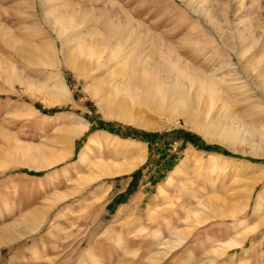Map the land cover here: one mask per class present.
I'll return each instance as SVG.
<instances>
[{
  "label": "rangeland",
  "instance_id": "374dc122",
  "mask_svg": "<svg viewBox=\"0 0 264 264\" xmlns=\"http://www.w3.org/2000/svg\"><path fill=\"white\" fill-rule=\"evenodd\" d=\"M168 2L0 0V230L36 219L0 264H264V0ZM55 10L77 30L58 35ZM79 38L95 57L75 59ZM29 46L44 67L16 55ZM126 53L157 90L105 83ZM157 233L183 239L168 252Z\"/></svg>",
  "mask_w": 264,
  "mask_h": 264
},
{
  "label": "bare ground",
  "instance_id": "6f19581e",
  "mask_svg": "<svg viewBox=\"0 0 264 264\" xmlns=\"http://www.w3.org/2000/svg\"><path fill=\"white\" fill-rule=\"evenodd\" d=\"M169 0H160V2H163L167 5L170 6ZM180 2H182L184 4L185 7L191 9L192 12H194V5L195 3H206L208 0H179ZM162 6V5H161ZM172 11H174L175 13L177 12L176 8L172 7L171 8ZM188 9V10H189ZM199 12V11H198ZM202 12V11H201ZM53 23H54V26L53 29L54 31L60 35V34H66V32L69 33V31L73 32L75 29L77 30V27H76V21L75 19H73V15L71 13H63V12H60L59 10H55L53 12ZM179 14V13H178ZM182 15V14H181ZM203 21L206 22L207 24H211V21L212 19L209 18V13H205L203 15ZM116 28V27H115ZM114 28V29H115ZM118 29V28H117ZM116 30V29H115ZM113 31V30H112ZM1 32V31H0ZM4 32V31H3ZM67 33V34H68ZM221 33V32H220ZM74 35V33H71ZM111 34V33H110ZM114 34V33H113ZM76 35V34H75ZM127 35V34H126ZM6 36V32H4L3 34H1V39L3 41V39L5 38ZM111 36V35H110ZM126 37V36H125ZM129 37V36H127ZM114 38V37H112ZM11 39V38H9ZM9 41V40H8ZM7 41V42H8ZM11 41V40H10ZM4 42V41H3ZM5 43V42H4ZM76 60L77 58H79L80 56H83L85 55V53L88 52V49L89 51H92L91 52H88V54L92 57H95L96 53H95V49L93 48V46L90 45V43H87L85 38H79L77 39L76 41ZM6 46H8V43L6 44ZM10 48V47H9ZM45 48V47H44ZM123 48V47H122ZM121 48V50L123 51H126L127 47L125 46L123 49ZM22 49V48H20ZM20 49H16L15 52H16V55L18 57H22L24 59L27 60L28 63L32 64L33 66H38V67H44V66H41L44 62L41 61L42 59V51H41V47H34V46H29L28 47V55L25 54L24 56L22 55L24 53V51L20 50ZM75 50V49H74ZM14 52V51H13ZM14 52V53H15ZM122 52V51H121ZM112 54L110 55H114L113 54V51L111 52ZM120 53V52H118ZM124 52H122L123 54ZM122 54H119L117 56H119V61L117 62V64H112L109 61H105V64L104 65H101V68L105 69L106 70V74L105 75H109V77L106 78L105 83H107L108 86L112 87L113 91L116 92V95L119 94V92L121 91H125L127 93V91H129L130 93L135 91L134 89L135 88H138V89H145V90H152V89H155L157 90V85L154 84V80L151 79L153 78V75H154V71L151 70L150 68H148V66H146L145 64H141V62H139L138 60L136 59H129V56L128 54L126 53L124 56ZM75 55V54H74ZM130 55V54H129ZM86 56V55H85ZM84 56V57H85ZM81 58V57H80ZM88 57H86L87 59ZM93 60V59H92ZM164 60V59H163ZM91 61V60H90ZM168 61V60H167ZM170 61V60H169ZM92 62V61H91ZM93 63V62H92ZM130 63V70L129 71H126V65ZM144 63V62H143ZM165 63V62H164ZM50 64V63H48ZM176 64V63H175ZM46 65V64H44ZM85 65V64H84ZM90 65V63H89ZM88 66V68L85 70V67L83 68V71L80 70V72L82 74H88V73H91L93 70L91 68H89L90 66ZM96 65V64H95ZM129 65V64H128ZM2 66L3 65V62L0 61V71H3L2 70ZM53 66V65H52ZM86 66V65H85ZM93 67V65H92ZM129 67V66H128ZM174 68L173 66V63L169 64L168 65V69L167 70H170V68ZM99 68V67H98ZM92 71H91V70ZM166 69V68H164ZM178 69V68H177ZM11 72H14L13 70V67L10 69ZM6 71V70H5ZM179 71V70H177ZM9 72V71H8ZM1 73V72H0ZM104 73V72H103ZM2 74V73H1ZM7 74V73H6ZM81 77L80 74H77ZM101 75V74H100ZM98 76V77H101V76ZM179 75L180 76H187L188 73L186 71H179ZM106 77V76H105ZM101 79V78H100ZM99 79V80H100ZM103 79V78H102ZM105 79V78H104ZM27 87H31L33 88V85L32 82L31 83H26ZM205 84V83H204ZM211 85V84H210ZM56 86H57V89H56V92H53L54 90L52 89V92H53V95L54 96H51L52 95V92H47L46 94L50 97V98H54L56 99L57 102L59 103H64L66 102L69 97H70V93L68 91V89L64 86V85H61L59 86V83L57 82L56 83ZM209 86V85H208ZM212 86V85H211ZM210 86V87H211ZM35 87H38V86H35ZM206 87V86H205ZM39 88V87H38ZM40 89V88H39ZM103 89V88H102ZM108 89V88H106ZM205 90V88H204ZM207 90V89H206ZM209 90V89H208ZM211 90V89H210ZM213 91V90H212ZM211 92V91H210ZM135 93V92H133ZM130 95V94H129ZM57 118V117H56ZM264 129L263 127L261 128V132H260V139L262 141H264ZM68 133L69 135H71L72 137H77L79 136L84 130H86V126H73V127H68ZM215 132H220V133H223L221 132L220 130L218 129H215L214 130ZM258 131V130H257ZM17 146V145H16ZM13 150H19L18 147H13ZM42 154H46V152H41ZM253 155H257V154H253ZM54 161V159H51L50 161H46V160H40L38 162H31V166L32 167H36V168H40L46 164H49V163H52ZM27 163V162H26ZM135 167V165L133 166H130L128 167L127 169H124V170H114V172H109V171H102V173H104L105 175H109V176H112L114 174H119V173H123V172H130L133 168ZM263 168V167H261ZM119 169V168H118ZM261 171V170H260ZM254 177V176H253ZM252 177V178H253ZM261 179V175L260 174H257L253 180H252V183H257L259 180ZM31 221H36L35 217H29L27 220H25L23 223H26L25 224V231H21L20 230V226L22 227V224H20L19 226V223L16 222V223H12V225H10L9 227H5L4 229L0 230V245H6V244H9L10 242H14L15 240L23 237L24 235H27L28 233H30L34 228L35 226L33 224H28L27 222H31ZM37 223V222H36ZM34 223V224H36ZM242 224V226H244L243 222H240V225ZM19 226V227H18ZM261 226H264V222L261 224ZM157 239H158V244H165L166 240H169V242L165 245H167L166 247H169L168 249V252L171 250V248L173 247V245H177L179 244L183 238H181L178 234L177 235H174L172 236V234L170 233L168 235V238L165 239L164 237L161 236L160 233H157L156 236H155ZM172 238H175V239H172ZM235 244H238V243H235ZM176 248V246H175ZM89 259L90 261L93 262V264H99L98 261L92 257V256H89ZM71 264V263H70ZM76 264H86L84 262H78Z\"/></svg>",
  "mask_w": 264,
  "mask_h": 264
}]
</instances>
